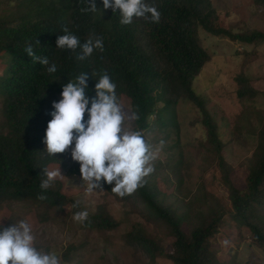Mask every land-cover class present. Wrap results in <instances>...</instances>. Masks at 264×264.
Wrapping results in <instances>:
<instances>
[{
  "label": "trees",
  "instance_id": "trees-1",
  "mask_svg": "<svg viewBox=\"0 0 264 264\" xmlns=\"http://www.w3.org/2000/svg\"><path fill=\"white\" fill-rule=\"evenodd\" d=\"M7 1L10 5L15 1L19 4L16 15L0 17V58L3 54L7 57L0 77L7 128L5 135L0 134V207L28 200L50 209L71 202L77 205L75 199L63 194L61 181L56 180L46 191L40 184L45 178L42 168L55 164L62 167L69 180L86 183L81 178V165L72 159L71 152L66 150L56 157L47 156L44 143L48 123L53 118L50 115L54 110L53 102L61 99L63 86L74 81L80 72L88 73L86 95L89 97L95 96V86L102 74L111 77L118 99L126 97L131 101L134 131L143 132L144 138L145 132L152 127L150 120L154 115L162 123L168 109L188 100L202 116L201 124L207 130L209 143L217 145V153L221 154L215 120L206 109L205 101L193 90V82L210 60L199 30L248 45L264 42V33L235 34L226 29L220 24L212 0H146L160 12V21L154 23L141 17L134 18L128 25L120 23L119 11L103 10V0H96L98 10L95 13L81 11L87 7V0ZM254 1L264 5V0ZM65 27L78 36L81 43L100 38L103 50L95 49L90 57L79 60V48L75 51L58 48L57 39L65 34ZM28 43L33 45L37 55L47 56L50 63L56 64L55 73H48L47 66L32 61L24 52ZM239 83L241 99L258 96L247 79L239 78ZM159 103L163 105L161 108H158ZM87 119L86 112L85 121ZM259 137L258 153L245 190H238L229 182L227 185L231 217L250 230L255 245L264 246V215L261 213L264 211V130ZM145 180L143 187L124 197L111 191L114 183L105 182L104 191L97 192L106 193L119 202L131 201L135 210L138 206L163 222L175 240L167 256L173 264H214L208 243L217 234L224 215H216L205 223L203 216L196 214L193 218L197 225L187 235L182 223L188 213L179 214L180 209L164 200L161 188ZM40 195L46 199H39ZM102 214L101 208L82 225L98 230L118 227ZM126 239L129 245L144 249L153 259L161 252L155 240L141 231H130ZM73 250L61 255V264L71 263Z\"/></svg>",
  "mask_w": 264,
  "mask_h": 264
},
{
  "label": "rangeland",
  "instance_id": "rangeland-1",
  "mask_svg": "<svg viewBox=\"0 0 264 264\" xmlns=\"http://www.w3.org/2000/svg\"><path fill=\"white\" fill-rule=\"evenodd\" d=\"M212 1L220 24L226 29L235 34L264 33L263 4H256L254 0ZM18 4L19 1L10 5L7 0H1L0 17L16 15ZM199 35L210 60L193 82V90L205 101L206 109L215 120L221 154L217 153V145L209 143L199 110L184 99L166 111L162 123L157 115L150 120L152 127L145 132V138L157 158L152 162L154 172L146 179L161 188L164 200L180 209L179 214L188 213L182 223L187 235L197 225L193 218L196 214L202 215L205 223L216 215H224L217 234L208 243L214 264H264V246L255 245L250 230L231 217L227 185L229 182L238 190H245L258 153L259 136L264 130V42L248 45L215 37L203 29ZM6 59L4 54L0 58V77ZM239 78L247 79L257 90L256 98L239 97ZM119 102L126 115L123 128L134 131L131 101L123 97ZM2 105L0 94V134L5 135ZM162 106L158 104V108ZM74 146L75 141L68 151ZM59 168L64 175L61 166L49 167L50 170ZM57 180L63 184V194L75 199L77 207L72 202L50 209L31 200L13 201L0 207V225L11 226L27 220L38 249L55 251L59 257L74 249L69 264H173L167 256L175 240L163 222L136 205L135 210L131 201L119 202L97 191L87 194V183L69 180L65 175ZM101 208L102 215L118 224L117 228L91 229L74 219L77 212L87 211L89 218ZM261 213L264 215V211ZM132 230L155 240L161 249L155 259L144 249L127 243L126 236Z\"/></svg>",
  "mask_w": 264,
  "mask_h": 264
},
{
  "label": "clouds",
  "instance_id": "clouds-1",
  "mask_svg": "<svg viewBox=\"0 0 264 264\" xmlns=\"http://www.w3.org/2000/svg\"><path fill=\"white\" fill-rule=\"evenodd\" d=\"M119 11L120 23L128 25L134 18L160 21L161 14L154 5L146 0H103V10ZM98 10L96 0H87V7L81 11ZM64 35L57 39L60 49H80L79 60L90 57L95 49L103 50L100 38L88 39L84 43L72 34L67 27ZM39 44V41L36 40ZM24 52L34 63L47 66L48 73H55L57 66L50 63L47 56H40L31 43L25 46ZM88 73L80 72L74 81L63 86L62 99L53 102V117L46 130L44 143L46 155L56 157L64 153L75 141L71 149L72 159L79 162L82 181L87 183L86 193L104 191V183H114L111 191L120 197L131 195L143 187L145 180L154 172L152 162L157 153L146 143L141 131H125L123 128L126 115L116 93V84L104 73L95 86V96L89 97ZM89 105H91L89 107ZM88 119L85 121V113ZM163 141H161V146ZM40 188L48 190L57 180L63 178L61 169L42 168ZM39 199H46L40 195ZM74 206H78L74 205ZM87 211L77 212L74 219L83 222L88 218ZM0 230V264H61L55 251H44L35 246L36 237L31 224L19 220L10 227Z\"/></svg>",
  "mask_w": 264,
  "mask_h": 264
}]
</instances>
